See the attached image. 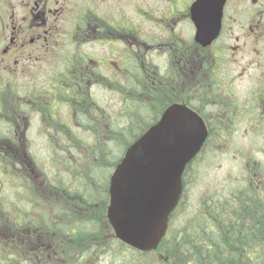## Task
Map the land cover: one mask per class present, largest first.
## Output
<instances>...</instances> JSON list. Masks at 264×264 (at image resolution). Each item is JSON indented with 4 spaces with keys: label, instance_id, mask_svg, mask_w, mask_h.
Returning <instances> with one entry per match:
<instances>
[{
    "label": "flooded vegetation",
    "instance_id": "af4514ba",
    "mask_svg": "<svg viewBox=\"0 0 264 264\" xmlns=\"http://www.w3.org/2000/svg\"><path fill=\"white\" fill-rule=\"evenodd\" d=\"M196 1L0 0V149L28 147L34 118L46 132L65 131L62 105L74 127L111 129L114 115L92 92L126 99L136 86L171 101L160 117L175 104L197 114L207 131L202 150L227 145H219L223 133L264 126V0H224L219 17ZM217 27L209 44L196 41L199 30L207 36ZM59 48L67 63L50 92L12 91V80L37 76Z\"/></svg>",
    "mask_w": 264,
    "mask_h": 264
},
{
    "label": "rangeland",
    "instance_id": "374dc122",
    "mask_svg": "<svg viewBox=\"0 0 264 264\" xmlns=\"http://www.w3.org/2000/svg\"><path fill=\"white\" fill-rule=\"evenodd\" d=\"M59 50L63 51V48L55 51L47 60L46 66L44 64L41 72L34 78L17 77L15 81L12 80L14 83L12 91L20 95L28 92H50L53 84L51 79H55L60 73L61 65L67 63L68 54L65 55V52ZM61 53L64 55L62 56ZM165 56L159 61V69L163 72L164 69H168L164 67L169 64L167 55ZM10 93L11 91H8V94H5L6 98L10 99ZM92 93L99 106L114 115L113 128L100 127L98 131L90 133L83 128L74 127L76 117L72 109L69 110L62 105L56 108V115L68 126L65 131L56 133L49 129L46 132L40 129L45 127L40 126L34 118L31 122L32 127L27 132L28 147L0 149L1 222L15 221L16 214L19 213L20 216L22 213H27L35 220H41V217L45 216L42 226L34 232L37 233L39 240L50 242L45 229L55 219L57 223L66 222L68 218L66 210L69 207L80 209L78 206L84 204L83 200H91L92 212L101 209L105 202V192L108 194L105 182L111 171L110 159L115 160L122 156L121 149L127 139L120 136V132L125 128L134 132L141 124L136 108H133L134 112L129 109L126 113L120 110L125 100L121 93L113 95L114 97L99 90ZM7 105L11 106L10 100ZM243 129L242 126L240 131L223 133L224 140L219 145H227L214 147L212 146L214 142L211 141V144L201 151L186 173V189L182 203L184 206L175 213V226L178 227L190 221L196 214H200L198 209L208 200L217 196L225 197L233 190L243 187L256 189L263 180L264 177L260 175L256 176L255 180H252L251 176H255V169L260 167L264 169V126L258 127L257 131H243ZM110 133L114 136L111 137ZM47 137L50 140H62L63 143H56L50 147ZM101 140L108 141L109 147L102 146ZM107 149L112 151V154L111 157L104 159L103 154ZM1 152L4 153L3 156ZM261 183L264 184V180ZM107 205L108 200L106 208ZM43 212L46 213L43 215ZM56 212H61V215L57 217ZM55 235L59 236L56 232ZM29 238L32 237L22 238L18 242L23 244L32 241L30 243L32 244L36 239L26 241ZM54 239L60 240L59 237ZM150 255L155 264L162 262L174 264L168 246H159ZM89 257L93 260L96 258V253L90 254ZM97 264H105L103 258L99 259Z\"/></svg>",
    "mask_w": 264,
    "mask_h": 264
},
{
    "label": "trees",
    "instance_id": "16d2710c",
    "mask_svg": "<svg viewBox=\"0 0 264 264\" xmlns=\"http://www.w3.org/2000/svg\"><path fill=\"white\" fill-rule=\"evenodd\" d=\"M130 93L137 97L129 95L120 110L126 113L129 109L134 112L133 108H136L141 125L134 132L129 131V128H123L120 132V136L129 139L123 144L120 153L122 156L126 148L158 120L161 112L171 102L147 89L140 93L138 86L132 88ZM111 134L113 137L114 134ZM101 144L109 147L108 141L101 140ZM111 154L112 151L107 149L103 154L104 159L111 157ZM3 155L1 152V156ZM122 156L110 159L111 171ZM196 159L197 157L187 165L183 175L184 191L179 205L170 216L168 231L160 246L170 248L174 264H264V184L261 183L264 178L256 189L243 187L233 190L225 197L217 196L208 200L198 209L200 214L178 227L175 226V213L184 206L186 173ZM111 171L106 177L107 189ZM258 175L264 177L262 167L255 169L252 180ZM104 200L101 209L95 212L91 210V200H83L84 204L78 206L80 209L69 207L66 210V222L57 223L55 219L45 229L50 242L39 240L34 232L42 226L45 216L41 220H35L27 213L20 216L18 212L15 221H0V264H97L101 258L105 264H155L150 253L137 251L114 237L106 219L107 192ZM44 213L46 212L43 215ZM56 214L59 217L61 212ZM28 237L36 239L32 244V241L23 244L18 242ZM54 237H59L60 240H55ZM92 253H96L93 260L89 257Z\"/></svg>",
    "mask_w": 264,
    "mask_h": 264
},
{
    "label": "water",
    "instance_id": "95a60500",
    "mask_svg": "<svg viewBox=\"0 0 264 264\" xmlns=\"http://www.w3.org/2000/svg\"><path fill=\"white\" fill-rule=\"evenodd\" d=\"M223 5L224 0H197L194 7L219 17ZM218 30L207 36L199 30L196 41L207 45ZM206 138L201 118L175 104L128 146L108 186L106 218L116 239L144 253L158 248L183 192L186 166Z\"/></svg>",
    "mask_w": 264,
    "mask_h": 264
}]
</instances>
